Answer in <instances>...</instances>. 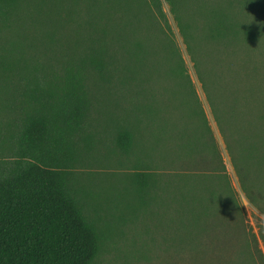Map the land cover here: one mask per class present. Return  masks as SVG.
I'll return each instance as SVG.
<instances>
[{
    "label": "rangeland",
    "instance_id": "obj_1",
    "mask_svg": "<svg viewBox=\"0 0 264 264\" xmlns=\"http://www.w3.org/2000/svg\"><path fill=\"white\" fill-rule=\"evenodd\" d=\"M22 5L37 20L23 19V35L35 39L51 33L62 49L78 50L99 33L103 41L152 33L156 44L168 34L190 77V82L90 81L91 144L82 152L72 185L102 235L91 264H264V9L259 0H189L179 20L165 3L160 14L147 0H23ZM216 22L225 25L223 40ZM212 65L219 67L218 79ZM158 105L164 119L175 121L170 131L153 126ZM119 128L132 133L128 152L115 143ZM184 129V136L193 133L196 139L190 149L191 142L179 146ZM150 170L159 185L138 192L133 174Z\"/></svg>",
    "mask_w": 264,
    "mask_h": 264
},
{
    "label": "trees",
    "instance_id": "obj_2",
    "mask_svg": "<svg viewBox=\"0 0 264 264\" xmlns=\"http://www.w3.org/2000/svg\"><path fill=\"white\" fill-rule=\"evenodd\" d=\"M147 1L160 14L165 3L179 20V11L189 0ZM22 4L23 0H0V264H91L102 235L84 214L72 185L82 152L91 144L90 81L190 82V77L168 34L156 44L152 33L104 41L99 33L85 39L78 50L62 49L51 33L35 39L23 35V19L37 20ZM259 5L264 9V0ZM224 26L216 22L222 40ZM211 67L218 79L219 67ZM138 111L143 114L140 107ZM163 114L155 106L153 126L170 131L175 121ZM185 131L178 136L179 146L184 149L191 142L190 149L196 139L193 133L184 136ZM115 143L123 152L131 150V131L119 128ZM247 149L251 152V145ZM133 178L138 192H149L153 182L159 185L151 170L137 171Z\"/></svg>",
    "mask_w": 264,
    "mask_h": 264
}]
</instances>
